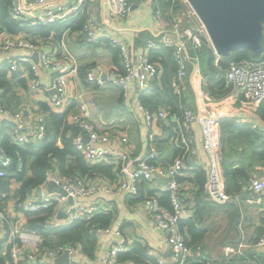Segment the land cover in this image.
<instances>
[{
	"label": "built area",
	"instance_id": "1",
	"mask_svg": "<svg viewBox=\"0 0 264 264\" xmlns=\"http://www.w3.org/2000/svg\"><path fill=\"white\" fill-rule=\"evenodd\" d=\"M50 1L53 0H13L11 13L14 18L30 21L33 24H48L70 19H73V23H75L84 15L81 27L74 31L69 28L65 29L60 36L53 32L47 37H42L37 33H5V36L0 38V51H8L10 48H27L30 51L25 55L12 54L9 56L6 62L9 71H18L22 74L30 72L32 76L29 81V91L35 94H47L45 102L50 109L62 112L67 110L70 81L79 68L78 57L68 42L70 33H78L84 37L87 43H99L101 39L106 38L111 44L119 47L124 71L113 73L111 80L124 90L126 95L131 81H134L138 90L142 91L159 79V63L151 58V51L172 48L173 59L177 64V73L173 82L174 93L181 97L185 96L190 78V63L193 64L197 82L201 85L200 88L198 87V91L204 100L203 109L196 112L188 106L189 103H184L183 112L178 117L182 128L189 133L192 123L197 121L200 124L201 144L208 159L205 192L209 199L218 203L231 200L232 195L225 190L217 122L221 115H234L228 110L232 105L239 104L242 110L250 112L257 110L264 101V56L257 59L231 61L225 68H222L219 64L220 54L215 50L203 23L201 28H195V31L191 32L182 28L175 18L166 16L161 0H108L109 17L113 22L124 20L135 5L143 2L150 4L154 17L160 21L161 25L157 34L147 38L143 51L133 58L132 48L128 41L124 37L114 34L108 23L99 17L95 9L97 0H55L54 5H48ZM175 1L178 5H185L183 9L189 15H197L190 0ZM169 27L174 30L171 31ZM2 34L0 33V35ZM206 46L214 50L216 55L214 64L225 79L224 89L226 91L217 98H212L209 91L203 88L208 85V82L203 76L200 59ZM191 49L194 50V54H191ZM35 52L38 53V60L33 57ZM42 69L51 71V85L49 86L44 85L40 79ZM94 72L90 71L88 75L93 78ZM96 77L100 79L101 75H96ZM31 103L3 101L0 97V119L8 123L6 132L12 143L19 145L37 143L46 137L47 113L37 111L34 107L37 105ZM140 110L149 126L157 119L168 116L165 109L151 110L142 104ZM224 110L225 112H223ZM68 120L81 127L74 138V144L85 159L89 163L106 161L113 164L115 168L120 165L121 176L111 180L108 176L95 172L93 175L69 180L49 168L46 180L40 185L42 194L40 196L31 194L28 198L19 200L16 203L18 209L22 212V210H37L42 207L54 206L57 214L55 222L70 224L76 219L89 217L100 210L98 207L78 203L80 196L94 193L98 189L113 191L119 195L125 191L137 195L139 193L138 183L141 180L152 181L156 177H161L164 180L165 189L169 193L172 207L169 208L159 203L156 195H149L142 200L144 202L143 211L156 219L158 230L162 234V238L170 245L171 257L176 264H184L188 257L194 255L205 258V252L200 246L192 248L187 244L186 236L179 225L180 219L192 216L196 209L195 192L185 191V183L181 179L189 167L193 168L192 162L198 153L193 139H187V144L183 146L184 153L164 163L160 158L156 134H150L149 148L130 167L128 164L130 161L129 149H126L130 144V139L126 130H122L118 135L121 146L124 148L118 152L104 145L110 142L114 135L93 124L89 119L88 106H84V112L80 114L69 115ZM0 154V176L16 175L24 168V161L18 155L15 171L8 172L6 168L12 164L13 158L6 153L1 143ZM126 173L129 175L130 183L124 176ZM51 179L55 180L57 188L63 189L62 192L44 191ZM248 189L253 195L263 193L264 177H253ZM69 196L74 197L76 203L67 210V217L60 218L58 213ZM11 221L12 218L6 208L0 206V235L6 233L5 227L9 224V236L13 242L15 240L10 248L9 264H57L56 260L66 251L69 253L68 264H81L80 261L85 257L83 249L78 243H65L51 248L42 247L39 234L26 230L19 221L15 223ZM93 227L92 232L100 237L109 230L108 227L104 228L99 225ZM257 244H264V235L259 238ZM129 249L130 245L122 232L116 231L112 237L111 247L103 258V263L130 264V262L118 260V253ZM248 262L259 264L256 258H249ZM160 264L169 263L161 260Z\"/></svg>",
	"mask_w": 264,
	"mask_h": 264
},
{
	"label": "crops",
	"instance_id": "2",
	"mask_svg": "<svg viewBox=\"0 0 264 264\" xmlns=\"http://www.w3.org/2000/svg\"><path fill=\"white\" fill-rule=\"evenodd\" d=\"M170 1L173 4L176 3V9L169 6ZM54 4L55 0L48 2V5ZM179 6L175 0H166L162 3L166 16H173L182 28L190 32L195 31L194 28L197 25L191 19L186 23L187 28L184 27L185 21H182ZM95 9L101 20L108 23L110 30L114 34H118L128 41L132 48L133 58L143 51L146 38L157 34L161 25L159 19L154 17L152 7L148 2L135 5L131 13L120 22H113L110 19L108 0H97ZM169 29L171 31L174 30L171 27ZM4 34L0 35V38L1 36H5ZM144 34H147L146 38L142 37ZM107 41L109 40L103 38L99 43H87L84 37L78 33L74 32L68 35L70 47L77 55L79 62L78 71L73 75L69 85L67 107L69 115L80 114L84 112V106H88L89 119L93 124L97 128L107 130L114 135L113 139L104 145L118 152L124 150L118 139V135L122 130H126L130 139L129 147H126V149H129L130 161L128 164H130V167L149 148L150 134H156V141L160 148V158L164 163L184 153L183 146L187 144L188 138H192L198 153L193 159V168L189 167L185 171V175L181 177L185 183L184 190H192L197 193L198 203H214L206 196L204 188L199 190V184L195 180L197 169L204 170L206 182L208 173V159L201 144L200 124L197 121L192 123L189 133L182 128L179 122V113H172L166 108L168 113L166 118L157 119L151 126L147 125L144 115L140 110L141 102L139 94L141 91L135 86V82L131 81L129 83L126 95L124 90L115 85L111 80L112 74L118 73L119 67L115 63L113 52L110 48L111 43L109 44ZM29 52L27 48H10L8 51H0V63H6L8 57L12 54L25 55L29 54ZM190 52L194 54L193 49ZM203 58L204 56L200 59V66L201 70H206V63ZM159 67L161 76L162 67L160 63ZM204 70H202V73H204ZM90 71H95L93 78L88 75ZM189 72L190 78L188 79V93L185 95V103H192L195 111L199 112L205 104L202 94L198 91V87L200 88L201 85L197 82V75L195 70H193L192 63L189 64ZM18 74L20 77L16 76L17 73L8 72V78L13 85L12 95L4 96L2 99L4 101L9 99L14 100L15 103L26 101L27 104H32V101L37 105L34 106L37 111L44 112V107L47 105L45 102L47 94H35L29 91V80L32 76L30 72H27V74L18 72ZM50 75V70L42 69L40 71V79L46 86L51 85ZM96 75H101V78H97ZM160 76L157 81L160 80ZM19 78L24 79V85L18 82ZM207 86L203 87L204 90H208ZM161 109L165 108L162 107ZM228 110L230 113H234L238 119L248 121V123L264 131V120L257 115L256 110L247 112V110H242L239 104L232 105ZM1 122L2 120L0 119ZM73 133L74 129L72 127L71 130H68L67 135H72ZM58 139L57 144L62 146L60 137ZM225 157L227 163H234V167H236V164L239 165L251 161L249 151L244 150L243 145L239 143L227 146ZM253 168L254 177L258 175L264 177V165L255 163ZM28 174H30V171H28ZM124 176L128 179L127 173ZM143 184H145L143 193L146 197L154 194L159 196L161 191L166 190L164 180L161 177H156L152 181H142L140 188ZM19 185L20 182L13 178L8 187L9 192L6 193L7 197L4 199L0 197V206L6 208L12 219L19 221L23 225L25 222L24 216L14 202L17 201L15 194ZM47 190L46 187L44 191L47 192ZM246 190L247 188H244L241 191V194L237 196V200L232 199L217 206L201 205L203 209L201 211L203 223H198L197 225L207 228L206 235L202 239L201 244L204 247L203 250L206 252L205 257L213 261V263L217 261L226 262L227 264H245L249 258H256L259 264H264V244H257L258 227L263 225L261 223L264 216V192L255 197V194L253 195ZM34 194L40 196L36 190ZM133 196L129 191H125L119 195L113 191L98 189L94 193L82 195L78 198V203L98 207L100 210L111 211L114 215V219L108 227L109 230L103 233L99 239L95 256L88 257L85 255L80 261L81 264H104L103 258L111 247L113 235L118 230L127 239L130 248H132L135 241H140L148 247L149 253L154 255L159 261L165 260L169 264H176L171 257L170 245L162 238V234L158 230L156 219L145 214L143 211L144 202L142 200L131 201L130 199ZM235 203L239 205L240 209L238 225H234L238 218L237 208L233 206ZM248 204L259 206L260 210L257 211L256 216L252 215V217L247 218L244 211H241V208L246 207ZM232 212H235L236 215L233 216ZM220 215L223 220H220ZM228 216L233 217L232 221H229ZM0 241L3 248L2 251H5L9 243H13L10 236L5 233L0 235ZM194 256L199 257L198 255ZM194 256H190L184 264H193L192 261L196 258ZM127 262L131 264L132 261L127 260ZM133 264L136 263L133 262Z\"/></svg>",
	"mask_w": 264,
	"mask_h": 264
},
{
	"label": "trees",
	"instance_id": "3",
	"mask_svg": "<svg viewBox=\"0 0 264 264\" xmlns=\"http://www.w3.org/2000/svg\"><path fill=\"white\" fill-rule=\"evenodd\" d=\"M12 2L13 0H0V33H37L42 37H47L53 32L57 36H60L65 29L69 28L72 31L79 29L84 21V15L75 23H73V19L55 21L48 24H33L30 21H20L14 18L11 13ZM169 6L171 8H177L176 3L173 4L171 1L169 2ZM171 17L173 18V16ZM146 36L147 34H144L142 37L146 38ZM150 36L152 37V35ZM107 42L109 44L111 43L110 41ZM262 47L263 51L261 56H264V40L262 41ZM110 48L113 52L115 63L119 67L118 73H122L124 71V65L120 49L112 44H110ZM203 54L201 58L204 56L203 60L206 63V70H202H204L203 74L208 82V91L212 98L220 97L226 91L224 89L225 79L214 64L216 58L215 52L212 48L206 46ZM259 57L255 56L250 49L238 48L231 51L228 55L220 54L219 64L222 68H225L231 61L257 59ZM151 58L161 64L162 73L159 81H157L158 79L155 80L150 84L151 86L149 88L140 92L139 99L141 104L151 110L161 109L163 107L167 111L166 108H168L170 112H178L179 115H181L183 105L186 101L185 96L181 97L174 93L173 82L175 81L177 73V64L173 59L172 48L154 49L151 51ZM8 72V65L6 63H0L1 98L7 95L11 96L12 94L13 85L8 78ZM15 73L17 72H14V74ZM16 76L20 77L18 73ZM82 77L84 78V76ZM18 82L23 85L25 84L23 78H19ZM213 93L217 96H213ZM44 108L46 110L44 111L47 113V131L46 137L40 142L28 143L25 145L12 143L6 132L8 123L6 121L0 123V143L4 147L6 153L13 158L12 164L9 165L6 170L8 172L15 171L18 155L24 161V168L17 172L16 175L0 176L1 198L4 199L7 197V194L4 195V193L9 192L8 187L13 178L20 182L19 188L15 194L17 197L15 203L19 200L28 198L44 183L49 168L69 180L80 176L93 175L95 172L102 173L111 180L121 176L120 165L115 168L113 164H109L106 161L89 163L85 159L74 144V138L81 130V127L77 124L70 123L67 110L55 112L50 109L48 105ZM256 113L264 120V101L258 107ZM217 124L219 129V145L222 154L225 190L232 195V199L237 200V196L241 194L244 188H247L248 191H246L250 192L248 185L254 177L253 165L255 163L264 165V131L248 123V121L238 119L233 114L221 115ZM72 127L74 133L72 135H67L68 130H71ZM58 137H60L62 146L57 144V140H59ZM233 143H239L243 145L244 150L249 151L251 156V161L249 163L239 164L236 167L233 166L234 163H227L225 159V150L227 146ZM28 171H30V174H28ZM204 173L203 169H197L195 173V180L199 184V190L205 189L206 178ZM144 180L145 179L138 183L139 193L131 197V201L143 200L146 197L143 193L145 184L140 188V183ZM157 197L159 203L169 208L172 207L167 190L161 191V194ZM195 197L196 209L193 216L180 219L179 224L186 236L187 244L192 248L200 246L203 249L204 247L201 241L206 235L207 228L197 225L198 223H203L201 218V211H203V209L201 205L217 206L222 203H218L211 199L210 200L214 203H198L199 199L197 193H195ZM233 206L237 208L238 217L234 225H238V219L240 217L239 205L235 203ZM22 214L25 220L23 227L26 230L34 231L40 235L42 247L51 248L65 243H78L81 245L84 254L88 257L95 256L96 247L100 239V236L92 232L93 226L99 225L107 228L114 219V215L111 211L99 210L89 217L76 219L70 224L53 222L57 215L54 206L42 207L37 210H22ZM232 215L235 216L236 214ZM11 222L15 223L16 221L12 219ZM261 224L263 225L258 227V240L264 235V216L262 217ZM5 228V234L9 235L10 225L7 224ZM13 243H9L5 251H2L3 248L0 244V264H9L10 248ZM194 257L196 258L192 261L193 264H227L226 262L217 261L213 263V261L207 259V257ZM118 260H130L136 264H160V261L149 253L148 247L140 241H135L132 248L129 250L119 252Z\"/></svg>",
	"mask_w": 264,
	"mask_h": 264
},
{
	"label": "water",
	"instance_id": "4",
	"mask_svg": "<svg viewBox=\"0 0 264 264\" xmlns=\"http://www.w3.org/2000/svg\"><path fill=\"white\" fill-rule=\"evenodd\" d=\"M190 1L219 54L228 55L235 49L246 48L252 50L255 56H261L263 51L262 41L264 39V0ZM33 57L38 60V53L35 52ZM127 177L130 183L128 173ZM47 189L49 193L63 191L61 187L57 188V184L53 179L49 181ZM36 192L41 195L42 187L39 186ZM255 197H258L257 193ZM75 203V198L69 196L58 213L59 217H67V210ZM56 261L57 264H68V251ZM245 264L250 263L246 261Z\"/></svg>",
	"mask_w": 264,
	"mask_h": 264
},
{
	"label": "rangeland",
	"instance_id": "5",
	"mask_svg": "<svg viewBox=\"0 0 264 264\" xmlns=\"http://www.w3.org/2000/svg\"><path fill=\"white\" fill-rule=\"evenodd\" d=\"M164 2V1H166V0H161V2ZM162 2V3H163ZM185 5H180L179 7V9H181V15H182V21H185V24H184V27H186V23L188 22V21H190V19L197 25L195 28L197 29V28H201L202 27V22H201V20L198 18V16L197 15H195V14H191V15H189L188 13H186L185 11H184V9H183V7H184ZM187 28V27H186ZM194 28V29H195ZM187 30V29H186ZM203 33H205L204 31H203ZM17 73H18V71H17ZM30 81V80H29ZM188 93V91H186V94ZM185 94V95H186ZM12 95V94H11ZM213 96H217L215 93H213ZM4 101V100H3ZM5 101H12V102H14L15 103V101L14 100H5ZM29 101V100H28ZM32 102V101H31ZM23 104H27V102L26 101H23L22 102ZM187 104V103H186ZM188 106H190L191 108H193L194 109V107H193V104L192 103H189V105ZM195 110V109H194ZM257 177H260V175H258ZM6 194V193H5ZM16 200V199H15ZM14 202H16V201H14ZM258 210H260L259 209V206L258 205H255V204H248L246 207H242L241 208V211H244V213H245V216L247 217V218H249V217H252V215H257V211ZM232 214H235V212H232ZM228 218H229V221H232V219H233V217L232 216H228ZM220 220H223L222 219V217H221V215H220ZM205 252V251H204ZM206 253V252H205Z\"/></svg>",
	"mask_w": 264,
	"mask_h": 264
},
{
	"label": "flooded vegetation",
	"instance_id": "6",
	"mask_svg": "<svg viewBox=\"0 0 264 264\" xmlns=\"http://www.w3.org/2000/svg\"><path fill=\"white\" fill-rule=\"evenodd\" d=\"M264 40V39H263Z\"/></svg>",
	"mask_w": 264,
	"mask_h": 264
}]
</instances>
